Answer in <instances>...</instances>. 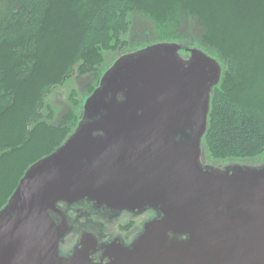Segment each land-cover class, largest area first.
<instances>
[{
	"label": "water",
	"instance_id": "1",
	"mask_svg": "<svg viewBox=\"0 0 264 264\" xmlns=\"http://www.w3.org/2000/svg\"><path fill=\"white\" fill-rule=\"evenodd\" d=\"M160 42L121 56L86 99L76 130L29 167L0 211V264H264V165L200 163L216 59ZM150 205L135 244H110V262L68 256L59 202ZM58 212L57 223L51 212Z\"/></svg>",
	"mask_w": 264,
	"mask_h": 264
},
{
	"label": "trees",
	"instance_id": "2",
	"mask_svg": "<svg viewBox=\"0 0 264 264\" xmlns=\"http://www.w3.org/2000/svg\"><path fill=\"white\" fill-rule=\"evenodd\" d=\"M160 42L222 65L203 137L212 162L264 160V0H0V211L120 54ZM81 76L82 97L73 89L59 112L47 97Z\"/></svg>",
	"mask_w": 264,
	"mask_h": 264
},
{
	"label": "flooded vegetation",
	"instance_id": "3",
	"mask_svg": "<svg viewBox=\"0 0 264 264\" xmlns=\"http://www.w3.org/2000/svg\"><path fill=\"white\" fill-rule=\"evenodd\" d=\"M59 212L66 216L68 232L60 241L59 249L63 256L72 254L83 241L91 239L93 245L89 258L95 262L106 263L113 258L106 254L110 244L121 243L131 247L142 233L146 222L155 219L160 212L150 205L135 208L110 207L99 205L92 198L77 203L59 202ZM59 223L58 212H51Z\"/></svg>",
	"mask_w": 264,
	"mask_h": 264
},
{
	"label": "rangeland",
	"instance_id": "4",
	"mask_svg": "<svg viewBox=\"0 0 264 264\" xmlns=\"http://www.w3.org/2000/svg\"><path fill=\"white\" fill-rule=\"evenodd\" d=\"M182 48L179 49V55L184 58L185 60H188L191 55H192V51L194 49H198L201 50L202 52H204L205 54L209 55L210 57L214 58L217 60V62H219V65L221 67V75H222V65L220 63V61L218 60L217 57L209 54L208 52L194 47V48H187L188 49V53H183ZM139 50V49H138ZM133 52V51H131ZM130 53V52H129ZM128 54L127 52L120 54V56L117 58V60L125 55ZM116 60V61H117ZM115 61V62H116ZM221 78V76H220ZM88 80L87 76H81L80 78H75L73 77L72 79H69L68 82L63 85V86H59L57 87L48 97L47 100L53 104V106H56L57 108H59V112L63 113L67 110L68 108V103H69V95L72 92L73 89H77L79 91V95L78 97H82V92L85 90V86H86V82ZM70 105V104H69ZM205 135V134H204ZM200 163L203 166H213L215 168H221V170L226 169L227 167L233 168L237 165H245V166H259V165H264V160L260 161V160H227V161H213L210 159V155L207 151V147L204 145L203 143V139H202V143H201V156H200Z\"/></svg>",
	"mask_w": 264,
	"mask_h": 264
}]
</instances>
